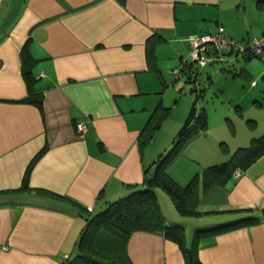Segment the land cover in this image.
<instances>
[{"label":"crops","instance_id":"0c3cea01","mask_svg":"<svg viewBox=\"0 0 264 264\" xmlns=\"http://www.w3.org/2000/svg\"><path fill=\"white\" fill-rule=\"evenodd\" d=\"M220 28L239 42L264 34V0H0V264L76 256L86 212L141 186L194 100L206 127L166 171L181 186L195 177L199 215L181 216L158 188L162 214L183 226L188 246L197 229L261 214L264 154L238 175L230 170L207 185L204 175L264 134V61L228 53L194 80L174 72L188 37ZM24 44L33 59L26 66ZM77 122L86 124L83 135ZM25 175L29 191L21 189ZM126 252L131 264H186L160 231H133ZM197 255L203 264H264V222L203 237Z\"/></svg>","mask_w":264,"mask_h":264},{"label":"trees","instance_id":"16d2710c","mask_svg":"<svg viewBox=\"0 0 264 264\" xmlns=\"http://www.w3.org/2000/svg\"><path fill=\"white\" fill-rule=\"evenodd\" d=\"M21 56L24 66L33 61L26 44L21 49ZM148 58H151L150 45ZM199 69L193 63H189L187 68L182 67L181 71H187L186 79L191 81L190 78L194 80ZM191 71H195L194 76L191 75ZM24 75L28 89L31 91L32 76L25 69ZM200 96L201 93H196L195 97ZM24 100L40 104L39 100L35 101L30 98ZM166 111L167 109H164L163 112L157 114L155 125L165 116ZM206 120L204 108L197 107L194 100L188 115L174 136L170 148L164 153H160L158 158L152 162V169L145 170L141 186L126 196L110 202L103 210L94 213L86 212L87 223L83 226L78 238L79 253L62 264H131L126 252V243L130 233L135 230L160 231L180 247L186 264H203L197 255L199 239L233 228L264 222V209H262L260 215L247 214L218 225L197 229L193 233L192 244L188 246L185 244L183 226L180 223L168 222L162 214L156 193L158 188L170 196L181 216L199 215L196 210L198 195L194 186L195 177H192L186 185L181 186L169 176L166 167L186 140L197 133L199 129L206 127ZM262 154H264V134L253 139L249 146L237 148L228 160L208 166L205 169L204 184L207 185L209 182L215 181L218 176L227 171H233L236 168L244 169ZM132 186L137 187L138 184H132ZM28 188L25 175L21 189L29 191ZM46 195L63 200L59 196Z\"/></svg>","mask_w":264,"mask_h":264},{"label":"built area","instance_id":"2783aa9c","mask_svg":"<svg viewBox=\"0 0 264 264\" xmlns=\"http://www.w3.org/2000/svg\"><path fill=\"white\" fill-rule=\"evenodd\" d=\"M188 42L190 44L189 54L183 58L181 65L174 69L175 73L179 74L181 68L189 63L200 68L209 61L222 60L223 56L228 53L258 57L264 61V34L239 42L226 36L220 28L215 33L192 35L188 37ZM191 75L194 76L195 71H191ZM75 128L80 135L86 132L84 122H77ZM241 171L242 169L236 168L233 174L238 175Z\"/></svg>","mask_w":264,"mask_h":264},{"label":"rangeland","instance_id":"374dc122","mask_svg":"<svg viewBox=\"0 0 264 264\" xmlns=\"http://www.w3.org/2000/svg\"><path fill=\"white\" fill-rule=\"evenodd\" d=\"M260 36V35H259ZM233 54L231 53V54H229V55H226L227 57H231ZM226 58V57H225ZM203 67V66H202ZM202 67H200V68H202ZM185 91H187V87L184 89ZM187 94V96L189 97L190 95H188L189 93L187 92L186 93ZM204 105H205V103H204ZM253 112V115H258L259 114V112H256V111H252ZM209 120H211V122L213 121V122H215L216 121V119L214 118V112L213 111H211V114H210V116H209ZM216 123V122H215ZM230 126V131H234V127L233 126H231V125H229ZM229 128V127H228ZM223 129H225V127H223ZM226 130V129H225ZM231 132V133H232ZM228 141V144L229 145H231V143H233V142H229V140H227ZM227 143H223L222 144V146L225 148V149H227L228 150V147H229V145H228ZM87 219H88V217H85V219H84V226L86 225V223H87Z\"/></svg>","mask_w":264,"mask_h":264},{"label":"bare ground","instance_id":"6f19581e","mask_svg":"<svg viewBox=\"0 0 264 264\" xmlns=\"http://www.w3.org/2000/svg\"><path fill=\"white\" fill-rule=\"evenodd\" d=\"M188 54H189V52H188Z\"/></svg>","mask_w":264,"mask_h":264}]
</instances>
